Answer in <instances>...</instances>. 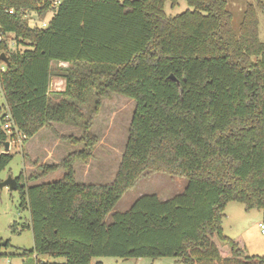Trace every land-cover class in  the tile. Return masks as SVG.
Returning a JSON list of instances; mask_svg holds the SVG:
<instances>
[{"label":"trees","instance_id":"obj_1","mask_svg":"<svg viewBox=\"0 0 264 264\" xmlns=\"http://www.w3.org/2000/svg\"><path fill=\"white\" fill-rule=\"evenodd\" d=\"M186 1L188 8L167 16L166 2L179 0H61L56 7L0 0V55L9 58L7 64L0 57V94L13 131L26 141L53 122L82 128L79 136H62L81 148L16 176L34 238L24 254L35 255L34 264H91L99 256L264 264V254H248L222 227L232 200L264 216V40L257 14L264 0L248 2L238 23L228 0ZM51 9L46 25L30 23L28 14L43 18ZM53 75L65 79L64 89H50ZM112 93L135 101L118 169L110 183L81 182L74 162L91 157L98 141L93 119ZM1 120L0 175L13 158L4 144L15 135ZM60 167V178L35 182ZM147 171L187 183L166 200L147 193L112 212Z\"/></svg>","mask_w":264,"mask_h":264},{"label":"rangeland","instance_id":"obj_2","mask_svg":"<svg viewBox=\"0 0 264 264\" xmlns=\"http://www.w3.org/2000/svg\"><path fill=\"white\" fill-rule=\"evenodd\" d=\"M256 0H228V6L234 14V21L238 23L248 2ZM188 8L186 0H179L178 4L171 6L165 4L167 16L174 15ZM53 9L48 10L43 18L35 14H28L31 24H42L48 20ZM259 19V34L264 40V9L257 8ZM56 76H52V80ZM51 85L50 88H55ZM5 99L0 94V113L5 111ZM135 101L119 93H112L103 99L99 112L93 119L91 130L98 137L92 150V155L87 161L76 160L74 169L77 180L81 182L110 183L113 181L118 169L126 141L128 138L129 124L132 118ZM2 123L0 117V124ZM82 128L68 123L53 122L42 127L32 138L20 143L11 144L12 160L1 172L0 177L8 175L16 177L21 171L26 176L39 171L42 163H59L72 150L82 147V143L74 144L62 136L67 134L81 135ZM49 139V141H47ZM32 144V147H30ZM28 147V148H27ZM26 165H29L26 167ZM64 169L50 172L35 182L54 180L60 178ZM187 183L184 176L170 175L165 172H145L119 199L114 211H125L141 195L156 193L161 199L166 200L183 190ZM22 192L20 189L11 190L8 186L0 188V264H34L35 255L27 256L25 250L32 249L34 238L30 229L29 210L23 206ZM112 212L106 216V221L111 220ZM222 218L223 232L229 237L241 241L248 254H264V233L261 231L260 222L264 223L263 210L260 208L247 209L238 201H229L225 207ZM9 241V244L7 242ZM6 242V244H5ZM44 257V256H42ZM41 258V257H40ZM103 260L104 264H184L179 256L160 257H130L99 256L93 258V264Z\"/></svg>","mask_w":264,"mask_h":264},{"label":"built area","instance_id":"obj_3","mask_svg":"<svg viewBox=\"0 0 264 264\" xmlns=\"http://www.w3.org/2000/svg\"><path fill=\"white\" fill-rule=\"evenodd\" d=\"M40 1H43V2H49L51 4L52 7H56L60 2L61 0H40ZM12 11V10H11ZM43 25H46V21L43 22ZM3 38V34L2 32H0V40ZM10 40V44L12 46L15 45V40L11 37L8 38ZM5 69V64H1L0 63V70H4ZM0 90L1 89V85H0ZM0 117H3V126L8 130V132H12L13 131V122H12V115H11V112L9 110V107L7 105H5V111L4 113H0ZM15 135L13 137L10 138L9 140V146L11 144H15V143H20L22 141H24L26 139V134H24L23 132H20L18 130L15 129ZM260 226H261V231L264 233V223L263 222H260Z\"/></svg>","mask_w":264,"mask_h":264},{"label":"water","instance_id":"obj_4","mask_svg":"<svg viewBox=\"0 0 264 264\" xmlns=\"http://www.w3.org/2000/svg\"><path fill=\"white\" fill-rule=\"evenodd\" d=\"M0 57L7 64L9 63V58H8V56L4 52L1 53ZM171 77L175 79V76L174 75H171ZM4 148L6 150H9V141H6L5 142ZM5 186H8L11 190H15V189H18L19 183H18L16 177H14L12 175H8L6 178H3V179L0 180V188H3Z\"/></svg>","mask_w":264,"mask_h":264},{"label":"crops","instance_id":"obj_5","mask_svg":"<svg viewBox=\"0 0 264 264\" xmlns=\"http://www.w3.org/2000/svg\"><path fill=\"white\" fill-rule=\"evenodd\" d=\"M54 64V63H53ZM59 65H68V62L67 61H62L60 60L58 62ZM53 76H56V78H54L51 82V85H55L56 87L55 88H50L51 90H62L65 88V79L62 77V76H59V75H53ZM50 85V86H51ZM32 137L28 138L25 143L28 144V140H30ZM49 141V139L47 140ZM11 146V145H10ZM10 146H9V150H10ZM30 147H32V144H30ZM28 148V147H27ZM29 166V165H26V167ZM1 179H3V177H1ZM6 244V243H5ZM103 262V260H101ZM91 264H93V259L91 261ZM104 264V262H103Z\"/></svg>","mask_w":264,"mask_h":264}]
</instances>
